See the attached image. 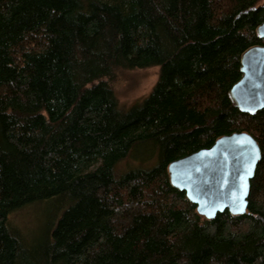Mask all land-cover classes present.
I'll use <instances>...</instances> for the list:
<instances>
[{
	"label": "trees",
	"instance_id": "16d2710c",
	"mask_svg": "<svg viewBox=\"0 0 264 264\" xmlns=\"http://www.w3.org/2000/svg\"><path fill=\"white\" fill-rule=\"evenodd\" d=\"M263 1L0 0V264H264V109L228 95ZM151 66L121 106L116 73ZM234 131L261 150L247 210L207 219L167 167ZM35 202L28 242L9 218Z\"/></svg>",
	"mask_w": 264,
	"mask_h": 264
},
{
	"label": "water",
	"instance_id": "95a60500",
	"mask_svg": "<svg viewBox=\"0 0 264 264\" xmlns=\"http://www.w3.org/2000/svg\"><path fill=\"white\" fill-rule=\"evenodd\" d=\"M256 34L264 38V21ZM240 72L228 95L240 111L254 114L264 109V45L250 46L241 54ZM260 159L256 139L234 131L172 160L167 169L170 183L185 192L199 214L212 219L225 210L234 215L246 212L250 181Z\"/></svg>",
	"mask_w": 264,
	"mask_h": 264
},
{
	"label": "rangeland",
	"instance_id": "374dc122",
	"mask_svg": "<svg viewBox=\"0 0 264 264\" xmlns=\"http://www.w3.org/2000/svg\"><path fill=\"white\" fill-rule=\"evenodd\" d=\"M158 71L157 66L118 71L112 82V87L120 105L128 108L145 98L157 81ZM131 162L132 159L123 160L120 165L126 168V165ZM47 207L46 203L43 207L39 202L25 206L10 215V223L26 235L32 236L34 233L32 237L29 236L28 242L41 239L43 238L44 228L48 225L52 214V209L47 211ZM44 211H47V217L42 225Z\"/></svg>",
	"mask_w": 264,
	"mask_h": 264
}]
</instances>
